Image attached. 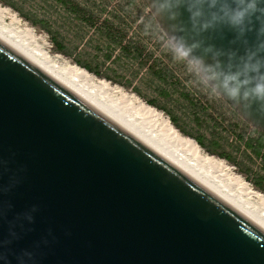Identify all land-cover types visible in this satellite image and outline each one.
Masks as SVG:
<instances>
[{"label":"water","instance_id":"water-1","mask_svg":"<svg viewBox=\"0 0 264 264\" xmlns=\"http://www.w3.org/2000/svg\"><path fill=\"white\" fill-rule=\"evenodd\" d=\"M143 1L217 71L264 57V0L243 33L193 26L189 0L172 18ZM216 94L264 133V111ZM0 251L7 264H264V231L0 41Z\"/></svg>","mask_w":264,"mask_h":264},{"label":"rangeland","instance_id":"rangeland-1","mask_svg":"<svg viewBox=\"0 0 264 264\" xmlns=\"http://www.w3.org/2000/svg\"><path fill=\"white\" fill-rule=\"evenodd\" d=\"M0 10L1 24L23 34L31 29L33 44L87 71L108 104L127 110L136 105L130 96L138 97L199 140L201 157L228 165L230 172L212 168L214 176L240 192L232 180L238 176L264 195V133L246 125L175 52L143 0H0ZM245 197L264 213L258 198Z\"/></svg>","mask_w":264,"mask_h":264},{"label":"bare ground","instance_id":"bare-ground-1","mask_svg":"<svg viewBox=\"0 0 264 264\" xmlns=\"http://www.w3.org/2000/svg\"><path fill=\"white\" fill-rule=\"evenodd\" d=\"M2 11L0 10V14ZM9 17L11 21H18L14 14L10 15L9 13ZM31 35V29H26L23 34L22 31H15L11 26L9 27L0 22V41L2 43L264 231V213L262 214L260 209L255 207V203H251V200L249 201L248 197H245L254 196L264 205V195L260 194V192L251 191L248 184L238 176L231 178L235 183L239 184L240 192L235 191V188L227 184L224 179V182L218 179V175L214 176L211 172L212 168H218V170L220 168L230 172L228 165L226 166L223 161L216 160L211 156L203 155L201 157V147L193 138L183 136L172 125L167 116H164L151 105L139 101L138 97L130 96L136 103L134 107H127L130 111L126 110L122 105H120L123 108L122 110L117 109L111 105L110 101L108 104L107 100L104 101L98 93L99 87L90 85L93 77L87 71L76 65L69 64L61 56H49L42 46H37L31 42L30 37L33 38ZM100 85L104 84L100 83ZM113 103H116V101H113ZM153 128L156 129L154 130ZM242 192L246 193L245 196Z\"/></svg>","mask_w":264,"mask_h":264},{"label":"clouds","instance_id":"clouds-1","mask_svg":"<svg viewBox=\"0 0 264 264\" xmlns=\"http://www.w3.org/2000/svg\"><path fill=\"white\" fill-rule=\"evenodd\" d=\"M153 2L158 5L154 15L167 11L170 18L175 16L174 9L182 6V0H153ZM183 7L189 13L193 26L199 22L202 29H207L214 23L222 21L243 33L246 30V21L257 11V0H234L231 5L221 3L219 7L217 0H189L183 4ZM205 7L210 10L206 20L201 19ZM169 43L180 57L187 59L188 63L201 74L202 80L211 86L213 92L227 100L246 104L248 107H252L254 103L259 110L264 111V57L248 51L244 57L239 58L240 62L234 70L217 71L218 62L215 65H207L200 57L192 55L193 49L197 47L195 43L187 45L175 36L169 37ZM217 79L220 80L219 86L212 84ZM220 89L223 91L221 92ZM21 256L17 257L18 264ZM0 260H4L7 264V256L3 251H0Z\"/></svg>","mask_w":264,"mask_h":264},{"label":"trees","instance_id":"trees-1","mask_svg":"<svg viewBox=\"0 0 264 264\" xmlns=\"http://www.w3.org/2000/svg\"><path fill=\"white\" fill-rule=\"evenodd\" d=\"M196 141V140H195ZM199 145L201 144L199 140L196 141ZM256 152L258 153V151L256 150Z\"/></svg>","mask_w":264,"mask_h":264}]
</instances>
